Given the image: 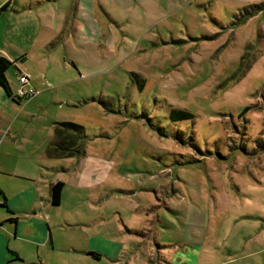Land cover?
<instances>
[{
    "label": "rangeland",
    "instance_id": "rangeland-1",
    "mask_svg": "<svg viewBox=\"0 0 264 264\" xmlns=\"http://www.w3.org/2000/svg\"><path fill=\"white\" fill-rule=\"evenodd\" d=\"M42 1L0 13L13 94L39 92L6 106L0 161L40 172L52 124L84 130L46 162L68 169L51 244L14 261L2 233L0 263L264 264V0H92L81 23Z\"/></svg>",
    "mask_w": 264,
    "mask_h": 264
},
{
    "label": "crops",
    "instance_id": "crops-1",
    "mask_svg": "<svg viewBox=\"0 0 264 264\" xmlns=\"http://www.w3.org/2000/svg\"><path fill=\"white\" fill-rule=\"evenodd\" d=\"M60 1L62 0H43L42 3L50 4L51 7H53L54 3V7H56ZM91 1L92 0H68L67 5L70 6L67 13L68 19L74 13V19L81 23L83 20L81 17H84L85 15L82 16L80 14V7L84 4L87 6V8H89ZM10 5L11 0H1L0 13L8 10L7 8ZM31 6L32 4L28 2L22 4V7L25 8ZM3 7H5L4 11L1 10ZM69 31L70 30H67V27H65L64 32L69 33ZM78 31L79 30L75 31V39L76 41L80 42L81 33L78 35ZM62 37L64 39V36ZM67 40H71V34L67 35ZM51 45H57V41L53 42ZM0 55L13 62L15 66H18L17 61H13L11 58L6 57L4 54H2L1 50ZM33 87L37 89L35 86ZM10 88L12 91L11 96L7 95L6 92L0 87V120L3 119V113L5 112V108L9 102H11V100L16 102L17 100L15 98V94H13L11 84ZM64 122L69 121L55 122L52 124L49 130L44 152L41 156H39V159H36L37 162H35L37 163L36 166L39 168L40 172L33 171L34 174L30 173V175L12 172L7 165V162L5 163L0 161V208L6 211L0 218V222L3 223L0 225H6L3 229H0L2 231L0 234L3 233L4 243L5 240H7L9 247L15 251L12 252L14 255V261L22 262V258L25 257L24 255L29 246L37 248V250L40 251L41 248L51 244L52 234L46 232L44 224L45 218L42 213H46V221H48L49 225L51 226V213L53 212L54 208L61 205H52L51 186L57 182L64 183L62 192L63 200L66 183L64 180H60L61 178H55V176L59 175V172H67L68 169L55 168L52 166L53 163H51L50 166H47L46 162L67 161L69 159H73L75 156V147L78 144L77 139L80 138V135L76 134L75 131L62 126L61 123ZM1 136L5 137L6 134L0 129V138ZM3 139L0 147H2L4 144ZM1 155H3L2 148H0V157ZM38 163H40V165ZM43 164H45V166H43ZM18 178L19 180H23L26 183L12 186V180ZM116 239L117 238L108 240L103 238V241L107 244H111L112 247L117 249L118 253L121 245L115 241ZM12 241L19 244H15L13 247L11 244ZM166 264L171 263L166 261Z\"/></svg>",
    "mask_w": 264,
    "mask_h": 264
},
{
    "label": "trees",
    "instance_id": "trees-1",
    "mask_svg": "<svg viewBox=\"0 0 264 264\" xmlns=\"http://www.w3.org/2000/svg\"><path fill=\"white\" fill-rule=\"evenodd\" d=\"M1 10H5V7H3ZM13 64V62L0 55V87L6 92L7 95L10 96L12 95V91L6 73ZM173 115L176 116L178 120H187L192 118V114L189 111H176L173 113ZM61 125L75 131L76 134H83L84 127L79 124L64 122L61 123ZM63 188V182H57L51 186V203L53 206H59L61 204ZM92 254L96 255V253Z\"/></svg>",
    "mask_w": 264,
    "mask_h": 264
},
{
    "label": "built area",
    "instance_id": "built-area-1",
    "mask_svg": "<svg viewBox=\"0 0 264 264\" xmlns=\"http://www.w3.org/2000/svg\"><path fill=\"white\" fill-rule=\"evenodd\" d=\"M19 88L16 91L15 97L16 99L20 100L21 102L29 101L34 98L39 92L35 89L31 84V77L25 73L20 74L19 76ZM2 143V139H0V146Z\"/></svg>",
    "mask_w": 264,
    "mask_h": 264
},
{
    "label": "flooded vegetation",
    "instance_id": "flooded-vegetation-1",
    "mask_svg": "<svg viewBox=\"0 0 264 264\" xmlns=\"http://www.w3.org/2000/svg\"><path fill=\"white\" fill-rule=\"evenodd\" d=\"M20 101V100H19ZM21 102V101H20Z\"/></svg>",
    "mask_w": 264,
    "mask_h": 264
}]
</instances>
